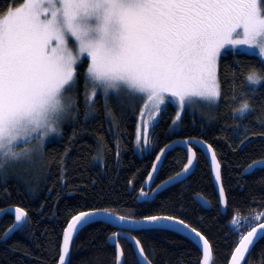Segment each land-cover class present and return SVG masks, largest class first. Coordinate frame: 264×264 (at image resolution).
<instances>
[{"label": "snow or ice", "instance_id": "6c2138e0", "mask_svg": "<svg viewBox=\"0 0 264 264\" xmlns=\"http://www.w3.org/2000/svg\"><path fill=\"white\" fill-rule=\"evenodd\" d=\"M20 3L17 7L16 0H9L8 7H0V178L9 168L31 163L42 155L47 138L58 133L66 119L75 117L78 108L72 94L77 88V65L82 57L88 60L85 119L91 114L98 93L104 98L106 111L108 99L113 95L133 104L139 102L143 104L140 112L143 136L138 125V145L141 139L148 144V129L154 126L162 105L175 104L179 120L184 110L210 108L219 101L218 58L222 49L255 56L264 68V0H20ZM239 45L246 47L237 49ZM262 80L264 74L259 70L247 76L251 86L260 85ZM149 105L151 110L145 119L144 109ZM252 111V105L245 100L236 115L244 118ZM185 146L189 152L195 147L188 146L187 141ZM200 147L212 151L210 145L202 142ZM163 155L162 150L153 164V172ZM212 163L218 167L214 153ZM191 164L189 158L184 171L172 179L180 181ZM257 165L264 166V160L249 165L246 171ZM220 193L223 200V188ZM141 195L148 197L149 193L141 190ZM100 215L110 216L107 210H90L71 218L64 229L58 264H70L73 234ZM25 217L24 210L16 208V223L8 231L23 228ZM115 219L121 224L152 225L156 230L172 224L182 226L203 241L201 264H211L208 241L177 217ZM253 219L259 223L240 237L231 256L232 264L243 261L250 246L264 238V213ZM247 223V218L242 223L234 215L231 227L239 233ZM123 235L117 232L109 237L117 247V264H122L123 250L116 237ZM130 242L136 264H151L141 242L135 237Z\"/></svg>", "mask_w": 264, "mask_h": 264}, {"label": "trees", "instance_id": "16d2710c", "mask_svg": "<svg viewBox=\"0 0 264 264\" xmlns=\"http://www.w3.org/2000/svg\"><path fill=\"white\" fill-rule=\"evenodd\" d=\"M8 6L9 0H0V7ZM16 6H21L20 0ZM87 66L86 59L77 65V88L72 95L78 112L64 123L58 140L41 150L39 166L30 174L25 172L24 181L19 172L9 178L6 171L0 178V211L17 207L26 213L23 228L6 237L13 218L10 214L0 218V264H57L67 224L79 212L90 210H107L134 220L177 217L208 241L211 264H228L240 237L257 224L253 217L264 212V168L245 174L249 165L264 160V80L255 91H250L253 87L247 82V76L255 71L264 74L260 60L237 51L224 52L218 61L221 97L215 108L198 114L185 111L174 130L175 106L162 105L154 126L148 129L149 142L140 150L135 147V130L141 103L112 96L106 111L97 94L94 108L85 119ZM245 100L253 111L239 118L236 110ZM176 139H198L211 146L220 166L224 214L208 163L195 147L196 167L185 181L153 200H138L155 156ZM186 162L184 150L168 152L155 186L178 174ZM195 197H202L209 208L201 206ZM234 215L242 223L245 218L248 221L239 233L231 227ZM117 232L102 222L81 228L71 240L70 264H116L115 248L108 239ZM131 235L141 242L151 264H200L199 247L184 235L165 229ZM117 241L123 250V264H136L132 246L124 239ZM242 264H264V238L257 241Z\"/></svg>", "mask_w": 264, "mask_h": 264}, {"label": "water", "instance_id": "95a60500", "mask_svg": "<svg viewBox=\"0 0 264 264\" xmlns=\"http://www.w3.org/2000/svg\"><path fill=\"white\" fill-rule=\"evenodd\" d=\"M187 141L188 143V146H192L193 144L195 145V148H197L199 151H201V153L203 154V156L205 157L207 163H208V166H209V169H210V172H211V177H212V181H213V185L215 187V190L217 192V195H218V198H219V201H220V206H221V210H222V213L224 214L225 213V209H226V201H225V195L223 193V200L221 199V193H220V189L222 188L221 187V180H220V166H219V163H218V160L216 158V162L218 164V167L214 166L213 163H212V155H213V150L211 152H208V151H205L203 148L200 147V142H202L205 146H208V144L204 143L203 141L201 140H198V139H188V140H180V139H176V140H173L171 141L168 145H166L165 147H163L156 155V157L158 155H160L161 151L163 150L164 151V155L161 156V159L160 161L158 162L157 164V170L155 172H153V164L156 163V157L154 159V162L152 164V168L148 174V176L146 177L144 183H143V189L147 190L149 192V190L152 189V187L154 186V183H155V179L158 175V172L160 171L161 169V166H162V163H163V160L165 158V156L167 155L168 152L170 151H173L174 149L176 148H180L182 150H184L186 153H187V156H188V159H187V162L185 165L188 164V160L189 158H191L192 160V164H191V167L189 169V172L180 180V181H174L172 178L173 177H176V175H174L172 178L166 180L165 182H163L161 185H164L163 188H161L159 186H157L153 192L151 194H149L148 197H144L141 195V192L139 193V197H138V200L140 201H147V200H152L153 196L156 195V194H159L160 192L166 190L167 188L173 186V185H176V184H179L181 182H183L184 180H186L195 170V167H196V155L193 153H195L194 149H192V152H189L185 146V142ZM212 149V148H211ZM215 155V154H214ZM253 164H256V163H253ZM252 165V164H251ZM185 167V166H184ZM184 167L182 168V170L179 172V173H182L184 171ZM249 168V166L247 167V169ZM261 169V168H264V166H259L257 165L255 168L251 169V170H247L245 171V174H249L251 173L254 169ZM178 173V174H179ZM217 173H219V180H217ZM151 174V177L152 179L149 180V175ZM168 182V183H166ZM195 200L201 205L203 206L204 208H209V205L208 203L202 198V197H195ZM17 207H8V208H5L3 210L0 211V218L4 215V214H10L12 217H13V224L16 223L15 221V209ZM110 216H104V215H100V216H96L93 218L92 222L90 223H95V222H102V223H105V224H108L110 225L111 227L117 229L119 232H123V236L121 237H116V240H118V238L120 239H124L126 240L131 246H132V243L130 242V238L133 237L131 235V232H138V231H141V230H148V229H154V227L152 225H148V224H135V223H124V224H121L117 219L115 218H118L120 216L118 215H115L113 213H110ZM264 213V212H263ZM129 221H140V220H143V219H138V220H134V219H130V218H127ZM88 223V224H90ZM259 223V222H258ZM12 224V225H13ZM86 224V225H88ZM84 225V226H86ZM83 226V227H84ZM12 226L9 228L11 229ZM8 229V230H9ZM165 230H170V231H173L175 233H178V234H181V235H184L186 236L187 238H189L190 240H192L193 242H195V244L199 247L200 251H201V246L203 245V241H201L199 239V237H196L195 236V233H191L189 234L185 229H183L182 226H177V225H168L166 226L165 228H163ZM18 229H14L12 230L11 232L7 231V236L12 234L13 232L17 231ZM77 233V232H76ZM74 233L73 234V237L74 235L76 234ZM247 234V233H246ZM245 234V235H246ZM64 235V233H63ZM6 237V236H5ZM72 237V239H73ZM112 237V236H111ZM127 237V238H125ZM260 240V239H259ZM110 245L112 247L115 248V254H116V264H117V247L114 243H112L109 239H108ZM258 241V240H257ZM257 241L254 242V245L257 243ZM62 244H63V237H62V242H61V247H62ZM238 246V244H237ZM236 246V247H237ZM235 247V248H236ZM133 248V246H132ZM253 248V246H250V251L251 249ZM235 250V249H234ZM249 251V252H250ZM60 252H61V248H60ZM234 252V251H233ZM232 252V253H233ZM248 252V253H249ZM248 253L245 255V257L248 255ZM201 254H202V251H201ZM232 256V255H231ZM244 257V259H245ZM121 260H122V264L124 263V257L122 256L121 257ZM59 261V259H58ZM244 261V260H243ZM243 261H240L239 264H242ZM202 262V258H201V261H200V264ZM58 264V262H57ZM228 264H232V261H231V257H230V260H229V263Z\"/></svg>", "mask_w": 264, "mask_h": 264}, {"label": "rangeland", "instance_id": "374dc122", "mask_svg": "<svg viewBox=\"0 0 264 264\" xmlns=\"http://www.w3.org/2000/svg\"><path fill=\"white\" fill-rule=\"evenodd\" d=\"M242 47H246V46H244V45H239V46H237V49H239V48H242ZM232 51H237V52H239L238 50H232ZM225 51L222 49L221 50V55L224 53ZM220 55V56H221ZM220 58V57H219ZM219 58H218V61H219ZM84 59H86L87 60V58H86V56L85 57H82V60H84ZM87 68H88V66H87ZM87 68H86V71H87ZM86 71H85V73H86ZM253 88H256L257 86H252ZM98 95H100L102 98H100V101L102 102V103H105V101H104V98H103V96L101 95V94H99L98 93ZM114 96V95H113ZM112 96H110L109 97V99H108V102L110 101V98H111ZM111 99H113V98H111ZM115 99V98H114ZM119 99H123V98H119ZM125 102H127V103H130V101H127V99H123ZM215 105L216 104H214V105H212L210 108L209 107H194L192 110H184L183 112H181V114H180V119H181V116L183 115V113L185 112V111H188L189 113H196V114H198V113H205V112H208V111H211V110H213L214 108H215ZM174 106H175V109H176V114H175V117H174V119H173V121H175V124L174 123H172V127H173V129L174 130H177L178 129V123H179V121H180V119L179 120H177L176 119V117H177V112H178V108H177V106L174 104ZM141 107H143V104H141ZM151 110V105H149V107L148 108H146V109H144V112H145V119L147 118V116H148V113H149V111ZM67 121V119L59 126V131H58V133H53V134H51L48 138H47V140H46V142H45V144H44V147H45V145L46 144H48V143H50V142H52V141H56V140H58V138H59V136H60V133H61V130H62V127H63V125H64V123ZM151 121H149V123H150ZM138 125H140V129H141V135L143 136V120L141 119V117H140V115H139V118H138V121H137V128H136V130H135V134H136V138H135V147L137 148V150H140V149H142V145H143V140L141 139V141H140V143H139V145H138V143H137V130H138ZM149 132V131H148ZM148 136H149V133H148ZM30 147H31V145H30ZM39 157H40V155L39 156H37L31 163H28V162H23V163H21L20 165H18V166H15V167H12V168H9L7 171L8 172H10V176H9V178H13V177H15L16 175H14L15 173H17V172H19V178H20V180H22V181H24L25 180V172L26 173H28V174H30L31 173V171L33 170L34 171V169L37 167V166H39ZM5 174H6V172H5ZM4 174V175H5Z\"/></svg>", "mask_w": 264, "mask_h": 264}, {"label": "flooded vegetation", "instance_id": "af4514ba", "mask_svg": "<svg viewBox=\"0 0 264 264\" xmlns=\"http://www.w3.org/2000/svg\"><path fill=\"white\" fill-rule=\"evenodd\" d=\"M156 186H157V185H156ZM156 186L154 185V187H153L151 190H149V192H148L147 190H145V192L151 194V193L153 192V190L156 188ZM153 197H154V196H153Z\"/></svg>", "mask_w": 264, "mask_h": 264}]
</instances>
